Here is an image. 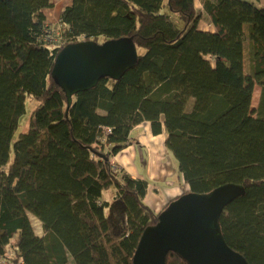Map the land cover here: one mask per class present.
<instances>
[{
    "label": "trees",
    "instance_id": "obj_1",
    "mask_svg": "<svg viewBox=\"0 0 264 264\" xmlns=\"http://www.w3.org/2000/svg\"><path fill=\"white\" fill-rule=\"evenodd\" d=\"M51 5L0 0V264H133L160 212L145 201L150 181L112 159L145 121L166 133L183 194L244 185L220 217L221 232L251 264H264V7L72 0L56 30L46 19ZM124 36L137 45V64L68 105L52 77L61 49ZM28 98L38 103L16 137ZM166 264L187 262L170 252Z\"/></svg>",
    "mask_w": 264,
    "mask_h": 264
},
{
    "label": "water",
    "instance_id": "obj_2",
    "mask_svg": "<svg viewBox=\"0 0 264 264\" xmlns=\"http://www.w3.org/2000/svg\"><path fill=\"white\" fill-rule=\"evenodd\" d=\"M138 57L137 45L129 36L79 41L61 49L52 77L70 105L75 94L96 86L102 78L120 79ZM245 193L243 184L230 182L210 192L180 195L159 213L156 224L144 230L133 264H166L170 252L187 264H251L227 243L219 223L225 207Z\"/></svg>",
    "mask_w": 264,
    "mask_h": 264
},
{
    "label": "crops",
    "instance_id": "obj_3",
    "mask_svg": "<svg viewBox=\"0 0 264 264\" xmlns=\"http://www.w3.org/2000/svg\"><path fill=\"white\" fill-rule=\"evenodd\" d=\"M51 2V7L45 9L46 19L51 27L58 30L62 10L72 0ZM204 28L208 30L211 25L208 23ZM131 137L132 142L114 155L112 161L132 176L150 181L145 201L156 212H161L168 201L181 195L185 184L172 153L167 149L166 133L155 135L151 124L145 121L134 126Z\"/></svg>",
    "mask_w": 264,
    "mask_h": 264
},
{
    "label": "rangeland",
    "instance_id": "obj_4",
    "mask_svg": "<svg viewBox=\"0 0 264 264\" xmlns=\"http://www.w3.org/2000/svg\"><path fill=\"white\" fill-rule=\"evenodd\" d=\"M200 1L202 2V0H200ZM248 1H254L257 5L264 7V0H248ZM197 4H198V6H201L200 2H197ZM207 24H208V20H207V17L204 15V17L202 18V21H201V26L207 27ZM244 29L247 32V26H245ZM244 55H245V73H247L248 72V44H247V42L244 43ZM260 93H261V87L259 85H256L255 89H254V93H253V99H252L253 107H257L258 102H259ZM26 103H27L26 112L24 113V115L20 119V124H19V127H18L16 135H15L16 137L21 132L26 131L28 129L31 114H32L34 108L37 106L38 102L36 100H30L28 98ZM114 164H116V163L114 162ZM116 165L118 166V164H116ZM184 190H186L185 185H184V188H183L181 195L184 193ZM108 193H109V190L108 191L106 190L105 194H108ZM109 196H111V195H109ZM177 197L178 196L173 197L172 199H175ZM165 208H166V205L164 206V209ZM32 220H33V223H34L36 230L39 233H42V230H41L42 227H41L40 221L34 216H32Z\"/></svg>",
    "mask_w": 264,
    "mask_h": 264
},
{
    "label": "bare ground",
    "instance_id": "obj_5",
    "mask_svg": "<svg viewBox=\"0 0 264 264\" xmlns=\"http://www.w3.org/2000/svg\"><path fill=\"white\" fill-rule=\"evenodd\" d=\"M164 210V209H163Z\"/></svg>",
    "mask_w": 264,
    "mask_h": 264
}]
</instances>
